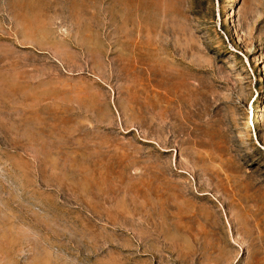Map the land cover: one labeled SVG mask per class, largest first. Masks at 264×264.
I'll return each mask as SVG.
<instances>
[{
	"label": "rangeland",
	"instance_id": "rangeland-1",
	"mask_svg": "<svg viewBox=\"0 0 264 264\" xmlns=\"http://www.w3.org/2000/svg\"><path fill=\"white\" fill-rule=\"evenodd\" d=\"M0 264H264V0H0Z\"/></svg>",
	"mask_w": 264,
	"mask_h": 264
}]
</instances>
